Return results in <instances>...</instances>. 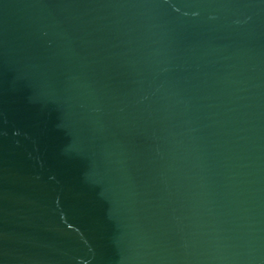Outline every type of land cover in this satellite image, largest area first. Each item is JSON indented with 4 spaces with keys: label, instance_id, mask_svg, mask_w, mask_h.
I'll list each match as a JSON object with an SVG mask.
<instances>
[{
    "label": "water",
    "instance_id": "1",
    "mask_svg": "<svg viewBox=\"0 0 264 264\" xmlns=\"http://www.w3.org/2000/svg\"><path fill=\"white\" fill-rule=\"evenodd\" d=\"M0 264H264V0H0Z\"/></svg>",
    "mask_w": 264,
    "mask_h": 264
}]
</instances>
